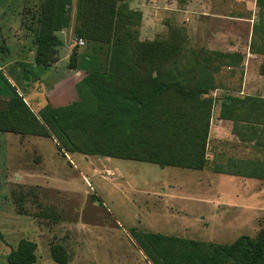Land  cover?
<instances>
[{
  "label": "rangeland",
  "instance_id": "rangeland-1",
  "mask_svg": "<svg viewBox=\"0 0 264 264\" xmlns=\"http://www.w3.org/2000/svg\"><path fill=\"white\" fill-rule=\"evenodd\" d=\"M43 1L0 0V107L11 97L8 85L34 113L41 109L26 92L54 107L92 94L86 73L79 71L92 53L91 43L74 34L79 0L71 1L69 26L56 33L62 45L55 62L44 71L34 65ZM119 5L140 13L139 41L172 38L212 58H218L215 53L242 58L238 67L216 74L210 129L221 119L226 95L264 98L259 52L264 20L256 0H120ZM236 129L231 140L209 139V166L203 171L63 156L48 138L0 133V264H8L6 257L22 239L37 244L35 264H57L51 256L56 244L66 248L67 264H151L133 231L220 244L242 235L255 238L264 227V181L213 172L215 163L228 169L229 161L264 159V128L252 134L239 122Z\"/></svg>",
  "mask_w": 264,
  "mask_h": 264
},
{
  "label": "trees",
  "instance_id": "trees-1",
  "mask_svg": "<svg viewBox=\"0 0 264 264\" xmlns=\"http://www.w3.org/2000/svg\"><path fill=\"white\" fill-rule=\"evenodd\" d=\"M71 1H43L35 37L36 68L47 70L55 62L56 49L62 45L56 33L69 26ZM119 4L120 0L78 3L74 34L91 43L92 49L79 71L86 73L84 83L91 96L63 107L48 103L34 113L8 85L11 97L0 107V133L53 139L63 156L205 170L215 106L211 93L219 88L216 74L222 67H238L242 58L228 53H215L218 58H212L172 38L139 41L140 13ZM256 5L264 20V0H256ZM259 52L264 55V49ZM260 74L264 77V63ZM220 118L233 122L235 133L239 122L256 133L258 126L264 128V98L226 95ZM227 164L228 169L215 163L213 172L264 181V159ZM132 235L151 264H264V227L255 238L242 235L231 244L160 233L133 231ZM36 250L35 242L22 239L6 257L7 263L35 264ZM51 256L57 264L68 263L63 245H53Z\"/></svg>",
  "mask_w": 264,
  "mask_h": 264
},
{
  "label": "crops",
  "instance_id": "crops-1",
  "mask_svg": "<svg viewBox=\"0 0 264 264\" xmlns=\"http://www.w3.org/2000/svg\"><path fill=\"white\" fill-rule=\"evenodd\" d=\"M26 97H28L30 100H32V102L34 104H39L36 107H40V109L44 108L49 101H45L43 104L42 100L39 97H35V93L33 92H26ZM50 104H52V102L50 101ZM236 136H238L237 133H235L234 131V124L233 122L229 121V120H224V119H220L219 122L216 125H212L211 129H210V133H209V139L212 140L213 138L217 139V140H231V138H235ZM39 138V137H37ZM46 139V138H43ZM49 139V138H48ZM52 141V144L55 146L56 150L58 153H60L57 149V143L55 140L50 139ZM61 154V153H60ZM114 159V158H111ZM121 160V159H120ZM183 170H187V169H183ZM193 171V170H192ZM222 175V174H220ZM177 237V236H176Z\"/></svg>",
  "mask_w": 264,
  "mask_h": 264
},
{
  "label": "built area",
  "instance_id": "built-area-1",
  "mask_svg": "<svg viewBox=\"0 0 264 264\" xmlns=\"http://www.w3.org/2000/svg\"><path fill=\"white\" fill-rule=\"evenodd\" d=\"M79 44H80V45H83V44H84V42H83L82 39L79 40Z\"/></svg>",
  "mask_w": 264,
  "mask_h": 264
}]
</instances>
